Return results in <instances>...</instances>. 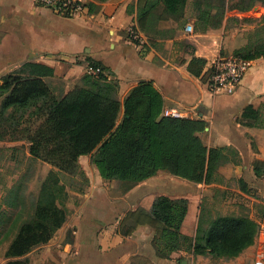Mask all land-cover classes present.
<instances>
[{
    "label": "crops",
    "instance_id": "1",
    "mask_svg": "<svg viewBox=\"0 0 264 264\" xmlns=\"http://www.w3.org/2000/svg\"><path fill=\"white\" fill-rule=\"evenodd\" d=\"M82 2L85 11L66 18L37 7L34 0H0V84L26 63L42 65L53 75L41 80L50 93L62 97L82 85L89 60L100 62L107 68L102 74L119 84L118 122L129 91L150 82L161 99V117L167 110L181 111L185 119L201 124L196 135L205 148L230 149L234 160L216 170L214 176L223 183L217 188L211 181L196 183L167 171L138 183L104 180L91 157L80 156L78 165L88 185L76 202L66 189L67 197L56 200L67 212L65 223L47 243L21 256H8L20 225L4 227L0 222V264H264V127L238 123L246 107L264 121V58L253 60L235 92L212 96L206 87L211 63L249 47L256 30L264 28V2L254 0L247 7L249 0H245L246 10L232 8L218 29L203 30L193 0H187L181 19L163 17L152 26L153 34L139 31L142 46L127 37L128 29L138 30V0ZM193 58L205 64L192 65ZM20 144L28 151V142L7 138L0 140V151H14ZM3 161L13 164L12 159ZM17 177L13 175L12 182ZM218 190L226 199L223 216L248 215L257 225L253 244L235 258L194 257L183 250L157 248L156 230L133 221L132 214H150L158 197L186 200L180 233L193 240L201 204ZM3 210L17 214L18 208L1 205L0 213Z\"/></svg>",
    "mask_w": 264,
    "mask_h": 264
},
{
    "label": "trees",
    "instance_id": "2",
    "mask_svg": "<svg viewBox=\"0 0 264 264\" xmlns=\"http://www.w3.org/2000/svg\"><path fill=\"white\" fill-rule=\"evenodd\" d=\"M142 1L145 4L141 7ZM253 1L249 0L247 7ZM244 3L245 0L232 4L226 0H193V8L198 13L199 27L215 30L221 26L226 11L246 10ZM186 5L187 0H138L137 31L148 32L163 17L181 19ZM233 55L248 60L264 58V45L254 50L246 47ZM191 64L203 66L205 62L193 58ZM88 67L99 68L100 72L107 69L100 62L90 60ZM52 75L48 67L26 63L19 72L3 77L0 122L7 112H20L19 118H22L28 115L26 110L31 105L49 102L45 128L38 129L28 140V153L39 158L41 151H45L46 162L61 173L75 175L79 171L78 158L90 156L104 180L138 183L158 171H167L201 183L209 182L219 166L234 160H223L225 151L234 154L230 149H207L202 145L196 135L202 128L199 122L161 117V99L150 82H142L129 91L123 102L122 119L118 122L121 104L117 99V80L109 81L102 73L86 72L82 86L88 82L92 83V88L77 87L56 99L41 80ZM238 123L246 127H264V121L251 107L244 109ZM7 137L0 131V140ZM60 197H67L65 188L59 185L56 174L50 172L41 184L39 195L31 201V211L21 221L8 256H21L33 246L47 243L61 228L67 212L56 202ZM4 206L8 210L18 208L17 214L21 213L25 204L20 186L9 189ZM186 206V200L158 197L150 214L139 212L132 214V218L135 224H146L156 230L157 248L183 250L194 257L232 259L253 244L257 225L247 216H218L209 221L206 228H202L199 219L195 238L183 236L180 227Z\"/></svg>",
    "mask_w": 264,
    "mask_h": 264
},
{
    "label": "rangeland",
    "instance_id": "3",
    "mask_svg": "<svg viewBox=\"0 0 264 264\" xmlns=\"http://www.w3.org/2000/svg\"><path fill=\"white\" fill-rule=\"evenodd\" d=\"M148 33L153 34L150 29ZM264 45V28L256 30V36L251 38L249 47L251 50L256 49L257 47H262ZM77 88V87H75ZM82 89L92 88V83H86L84 86H79ZM72 91V90H71ZM50 95L56 99L61 97H56L52 93ZM49 102L35 103L27 108L26 112L28 115H24L22 118H19L20 112L15 113L14 111L7 112L5 117H3L0 122V131L6 133L7 141H18V142H28L32 137L35 136V132L40 128H45L44 121L47 114V105ZM10 116L12 118H10ZM10 118L9 121L4 119ZM19 149L11 150H1L0 151V208L1 205L4 206L5 197L9 191L6 190L7 187H17L20 186L21 197L24 201L25 206L22 208L20 214H15L11 211H7L4 214L0 215V222L4 224V227H11L20 225L21 221L26 217L27 213L31 211L30 203L39 195L42 182L39 178L47 177L50 172L56 174L59 182L64 186L66 191L69 193V197L72 198L74 202L77 201V198L82 194L88 185V179L83 170L79 168V171L75 175H67L59 172L57 169L53 168L50 164L46 162V152L41 151L39 158H33L29 155L27 148L24 144H20ZM45 149H49L48 147ZM223 160H231L234 158V155L231 151H225L223 154ZM11 160L13 164L8 161ZM5 162V165L3 163ZM214 164V163H213ZM17 175V181L12 182V176ZM215 174L212 175L210 180L217 188L223 186V183L217 179ZM9 176V178H8ZM38 178V179H37ZM5 192V193H4ZM4 194V195H3ZM3 195V196H2ZM68 195V194H67ZM225 201L226 199L222 196L220 191L216 192V195L211 200H205L201 204V216L200 224L202 228L208 226L209 221L215 219L218 216H223L225 213ZM1 212V211H0ZM247 216L248 215H243ZM216 264V263H212Z\"/></svg>",
    "mask_w": 264,
    "mask_h": 264
},
{
    "label": "built area",
    "instance_id": "4",
    "mask_svg": "<svg viewBox=\"0 0 264 264\" xmlns=\"http://www.w3.org/2000/svg\"><path fill=\"white\" fill-rule=\"evenodd\" d=\"M39 8L51 11L53 14L73 18L81 15L85 11V5L82 0H34ZM190 31L191 28L189 27ZM127 37L130 42L142 46L144 38L135 28L127 31ZM253 60L242 57L228 55L218 56L210 65V74L206 81V87L210 95L219 93L231 94L237 90L247 71L253 66ZM91 75H97L100 69H89ZM164 117L174 119L184 118V114L178 110H167Z\"/></svg>",
    "mask_w": 264,
    "mask_h": 264
}]
</instances>
